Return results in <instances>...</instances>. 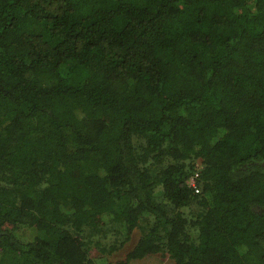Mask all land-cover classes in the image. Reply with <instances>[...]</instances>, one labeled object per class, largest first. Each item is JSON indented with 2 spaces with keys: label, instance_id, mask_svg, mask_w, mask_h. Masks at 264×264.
Listing matches in <instances>:
<instances>
[{
  "label": "trees",
  "instance_id": "1",
  "mask_svg": "<svg viewBox=\"0 0 264 264\" xmlns=\"http://www.w3.org/2000/svg\"><path fill=\"white\" fill-rule=\"evenodd\" d=\"M93 247L264 264V0H0V264Z\"/></svg>",
  "mask_w": 264,
  "mask_h": 264
},
{
  "label": "rangeland",
  "instance_id": "2",
  "mask_svg": "<svg viewBox=\"0 0 264 264\" xmlns=\"http://www.w3.org/2000/svg\"><path fill=\"white\" fill-rule=\"evenodd\" d=\"M139 236H140V232L137 231L134 236V239L130 240L129 242L121 246V248L118 249L117 251L107 254L106 256L107 259L113 262H117L119 260L124 259L126 257V254L130 251V249H132V247L137 242ZM92 249H93L92 254L93 256H95V259L97 260L98 264H103L102 260L100 259L103 253H101L98 250V248L93 247ZM130 264H175V261L168 255H163L162 253H158V254L148 255L141 259L132 260Z\"/></svg>",
  "mask_w": 264,
  "mask_h": 264
},
{
  "label": "built area",
  "instance_id": "3",
  "mask_svg": "<svg viewBox=\"0 0 264 264\" xmlns=\"http://www.w3.org/2000/svg\"><path fill=\"white\" fill-rule=\"evenodd\" d=\"M197 175L198 174H195L193 176H190L188 178V180H187L188 185L191 186V187H193L195 189V192H199L200 191V189L198 188V185L196 183V176Z\"/></svg>",
  "mask_w": 264,
  "mask_h": 264
}]
</instances>
